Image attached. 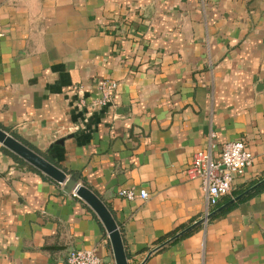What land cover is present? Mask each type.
<instances>
[{"label":"crops","instance_id":"crops-1","mask_svg":"<svg viewBox=\"0 0 264 264\" xmlns=\"http://www.w3.org/2000/svg\"><path fill=\"white\" fill-rule=\"evenodd\" d=\"M0 33L1 128L105 202L129 264L205 218L201 180L182 175L195 153L244 141L254 164L232 193L264 177V0H0ZM103 79L113 104L78 108L73 89L94 96ZM3 148L0 264H66L72 250L115 264L92 209ZM130 188L148 200L118 196ZM225 210L147 264H264V190Z\"/></svg>","mask_w":264,"mask_h":264},{"label":"built area","instance_id":"built-area-1","mask_svg":"<svg viewBox=\"0 0 264 264\" xmlns=\"http://www.w3.org/2000/svg\"><path fill=\"white\" fill-rule=\"evenodd\" d=\"M2 37L3 33H0V38ZM117 90L118 83L116 81L103 79L98 82L97 93L94 96H86L84 86L75 87L73 92L78 96L77 107L86 109L111 106ZM211 137L214 138L215 134H211ZM211 147L213 148V146ZM253 164L254 156L244 141L229 142L223 145L217 160L214 159L211 150L193 155L190 166L182 172V175L189 180H201L207 203L205 218L209 216L211 209L217 206L222 198L232 193L236 179L243 177L246 170ZM118 196L128 201L137 198L146 201L149 198L145 190L136 188L120 189ZM66 264H104V261L93 251L72 250L66 258Z\"/></svg>","mask_w":264,"mask_h":264},{"label":"water","instance_id":"water-1","mask_svg":"<svg viewBox=\"0 0 264 264\" xmlns=\"http://www.w3.org/2000/svg\"><path fill=\"white\" fill-rule=\"evenodd\" d=\"M66 140L67 138L57 140L51 145V149L54 148V146H63ZM0 145L9 150L17 157H19L27 164L31 165L33 168H35L42 174L54 180L58 184L64 185L67 194L74 193L77 197L83 200L92 209V211L95 213V215L98 217V219L104 226L113 250L115 264H129L123 236L113 214L111 213L105 202L97 194H95L88 187L79 183L80 176L78 174L68 176L62 169H60L59 167L51 163L49 160H47L45 157L36 153L20 141L16 140L14 137H12L9 133H7L1 128ZM262 186H264V179L251 186L249 189L245 190L228 203L217 208L207 218H203L202 220L195 222L191 226L183 229L173 237L166 240L161 245L157 246L147 255V257L141 264H147L150 257L154 253L162 250L166 246L182 238L187 233L191 232L194 228L202 225L205 221L209 220L210 217L227 209L229 206L233 205L234 203L240 201L241 199L260 189Z\"/></svg>","mask_w":264,"mask_h":264},{"label":"trees","instance_id":"trees-1","mask_svg":"<svg viewBox=\"0 0 264 264\" xmlns=\"http://www.w3.org/2000/svg\"><path fill=\"white\" fill-rule=\"evenodd\" d=\"M0 128H1V126H0ZM2 129V128H1ZM4 130V129H3ZM4 131H6L7 133H9L12 137H14L16 140H18V141H20L21 143H23L24 145H26L27 147H29L30 149H32L33 151H35L36 153H38V154H40V155H42L43 157H45L47 160H49V158H47V156L46 155H43V154H41L40 152H39V150L36 148V147H34L33 145H31L30 143H28V142H26L25 140H23L20 136H18V135H16L15 133H12V132H10L9 130H4ZM3 151L5 152V153H7L8 155H10L12 158H14L17 162H19V163H21V164H24V165H27L28 167H30V168H32L33 169V167H31V166H29L26 162H24L23 160H21L20 158H18L17 156H15L14 154H12L10 151H8L7 149H5V148H3ZM50 161V160H49ZM51 162V161H50ZM52 163V162H51ZM33 170H35V169H33ZM262 179H264V177L263 178H261L260 180H258V181H256V182H254V183H252V184H250V186H248L245 190H247V189H249L251 186H253V185H255L256 183H258L259 181H261ZM245 190H240V191H238V192H233L232 193V195L230 196H226V197H228L227 199H226V202L227 201H231L232 199H234L235 197H237L238 195H240L242 192H244ZM261 190H264V186H262L260 189H258V190H256L255 192H253V193H251L250 195H252V194H254V193H257V192H259V191H261ZM249 196V195H248ZM226 197H224V198H226ZM244 199V198H243ZM243 199H241V200H243ZM240 200V201H241ZM239 202V201H238ZM219 205V204H218ZM217 205V206H218ZM217 206H215L214 208H212L211 209V211L209 212V215L213 212V209H215ZM227 210H224V211H221L220 213H218V214H216V215H214V216H212V217H210L209 218V220H212V219H214V218H216V217H218V216H220V215H222V214H224L225 212H226ZM192 225V224H191ZM190 225V226H191ZM189 227V226H188ZM183 229H185V227H182V228H178L177 230H175L174 232H171L170 234H168V235H166L165 237H163V238H161V239H159L158 241H156L155 243H154V245H161L162 243H164L166 240H168L169 238H171V237H173L174 235H176L177 233H179L180 231H182ZM190 234V232L189 233H187L186 234V236L187 235H189ZM151 252V251H150ZM149 252V253H150Z\"/></svg>","mask_w":264,"mask_h":264}]
</instances>
